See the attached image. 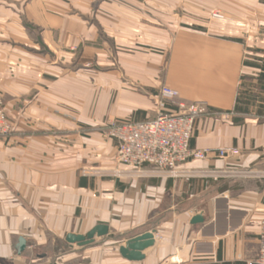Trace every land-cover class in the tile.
Listing matches in <instances>:
<instances>
[{
  "label": "crops",
  "instance_id": "obj_1",
  "mask_svg": "<svg viewBox=\"0 0 264 264\" xmlns=\"http://www.w3.org/2000/svg\"><path fill=\"white\" fill-rule=\"evenodd\" d=\"M4 3L0 98L13 132L0 137V264H253L264 176L223 175L264 174L261 71L245 66L264 55L253 60L252 46L182 18V7L209 10L214 0ZM239 5L261 21L262 0ZM248 79L260 99L241 113L235 108ZM163 85L213 112L197 122L191 141L211 153L180 165L178 178L119 164L116 143L102 129L155 119ZM233 147L240 156L213 153ZM198 216L203 221L195 223ZM99 225L108 235L92 245L66 240ZM148 232L155 245L144 260L123 258L120 248Z\"/></svg>",
  "mask_w": 264,
  "mask_h": 264
},
{
  "label": "built area",
  "instance_id": "obj_2",
  "mask_svg": "<svg viewBox=\"0 0 264 264\" xmlns=\"http://www.w3.org/2000/svg\"><path fill=\"white\" fill-rule=\"evenodd\" d=\"M156 118L134 122H111L106 124V135L116 143V161L136 172L145 168L178 178L180 165L208 158L209 151L192 149L191 141L197 122L210 116L204 102L185 103L180 101L179 92L167 85L160 88L157 97ZM13 132V125L1 105L0 137L7 138ZM217 158H236L238 148H223L213 152ZM120 174V173H118ZM253 264H264V221L260 227L259 253Z\"/></svg>",
  "mask_w": 264,
  "mask_h": 264
},
{
  "label": "rangeland",
  "instance_id": "obj_3",
  "mask_svg": "<svg viewBox=\"0 0 264 264\" xmlns=\"http://www.w3.org/2000/svg\"><path fill=\"white\" fill-rule=\"evenodd\" d=\"M6 1L0 0V5ZM262 1L264 3V0ZM239 3H241V0H214V6L209 10L205 9L191 12L185 7H182L181 15L183 19L186 18L185 20L191 23L195 28L209 30L212 33L228 38L231 36L230 38L232 39L240 40L242 43L252 46L253 49H247V51L251 53V55H248L247 57L254 60L256 59L255 54H257L256 46L260 47L264 45L260 43V40H264V11L262 12L260 21L259 18H255L252 11L249 12L246 10V12H244L243 10H240ZM7 12V15H9L8 10ZM7 15V18L10 17V15ZM189 16L191 17V20L189 19ZM4 28L6 27L0 28V30ZM257 58H261V56ZM242 86L241 94L243 96L247 97L249 94H252V96L255 94L254 87L256 86V83H254L252 79L245 81ZM253 107L254 106L250 108L251 111L253 110ZM102 129L104 130L105 127ZM223 176H228L235 180H244L248 178H259L260 176H264V174H259L253 170H247L233 171L232 173Z\"/></svg>",
  "mask_w": 264,
  "mask_h": 264
},
{
  "label": "water",
  "instance_id": "obj_4",
  "mask_svg": "<svg viewBox=\"0 0 264 264\" xmlns=\"http://www.w3.org/2000/svg\"><path fill=\"white\" fill-rule=\"evenodd\" d=\"M203 221L202 216H198L194 219V222ZM109 229L107 226L99 225L95 227L87 236L70 234L66 240L69 244H77L78 246L84 247L92 245L95 242L96 237L107 236ZM155 245L154 233L148 232L141 236L132 238L126 242L125 247L120 248V254L123 258L129 261L140 262L144 260L143 251L153 247ZM26 247L25 239L21 238L17 247L19 254L23 253Z\"/></svg>",
  "mask_w": 264,
  "mask_h": 264
},
{
  "label": "trees",
  "instance_id": "obj_5",
  "mask_svg": "<svg viewBox=\"0 0 264 264\" xmlns=\"http://www.w3.org/2000/svg\"><path fill=\"white\" fill-rule=\"evenodd\" d=\"M233 41L242 43L240 40H233ZM256 53L264 55V51L262 50H257ZM256 60H257V63L245 61V66L252 67V68H255L261 71L257 78L258 80L257 87L264 92V64H260V63H264V57L260 59H256ZM242 96L243 95L240 94L237 100V105H236L235 110L241 113H249L250 108L252 106H255V103L260 98L259 96H256V95L252 96V94H249L247 97L246 96L242 97ZM262 103H264V100L262 101ZM258 114L264 115V106H260L258 110Z\"/></svg>",
  "mask_w": 264,
  "mask_h": 264
}]
</instances>
